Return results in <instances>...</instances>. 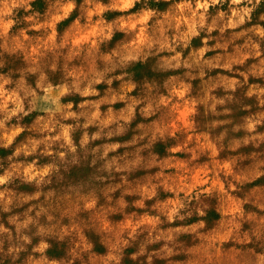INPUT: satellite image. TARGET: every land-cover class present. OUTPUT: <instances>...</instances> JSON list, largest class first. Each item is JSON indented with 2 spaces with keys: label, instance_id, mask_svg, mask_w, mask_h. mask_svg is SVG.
I'll return each instance as SVG.
<instances>
[{
  "label": "clouds",
  "instance_id": "1",
  "mask_svg": "<svg viewBox=\"0 0 264 264\" xmlns=\"http://www.w3.org/2000/svg\"><path fill=\"white\" fill-rule=\"evenodd\" d=\"M0 264H264V0H0Z\"/></svg>",
  "mask_w": 264,
  "mask_h": 264
}]
</instances>
